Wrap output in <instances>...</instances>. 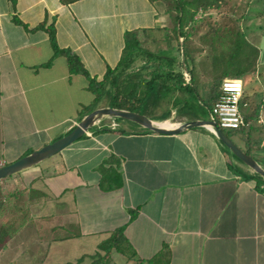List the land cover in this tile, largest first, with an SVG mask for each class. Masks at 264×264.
<instances>
[{
  "label": "crops",
  "instance_id": "obj_1",
  "mask_svg": "<svg viewBox=\"0 0 264 264\" xmlns=\"http://www.w3.org/2000/svg\"><path fill=\"white\" fill-rule=\"evenodd\" d=\"M172 13L151 0H0V167L64 136L88 114V78L98 82L117 65L125 33L142 50L172 57L188 78L179 43V62L170 45L181 42ZM50 27L56 48L75 56L88 78L70 73L64 56L53 54ZM162 42L166 48L150 50ZM148 77L140 71L136 79ZM236 79L251 140L238 133L231 141L242 151L249 144L264 170V149L254 145L264 138V68ZM162 102L169 108L155 113ZM179 108L167 96L144 117L172 128L187 122L174 117ZM52 157L9 178L36 237L19 264H89L116 229L133 255L112 250L108 264H136L162 251L166 264H264V186L209 130L161 135L102 118Z\"/></svg>",
  "mask_w": 264,
  "mask_h": 264
},
{
  "label": "trees",
  "instance_id": "obj_2",
  "mask_svg": "<svg viewBox=\"0 0 264 264\" xmlns=\"http://www.w3.org/2000/svg\"><path fill=\"white\" fill-rule=\"evenodd\" d=\"M62 2H72L76 0H61ZM151 1H163L171 5L169 10H172L174 16L172 21L176 28L178 38H181L180 53L182 55V65L185 68V72L188 75V81H184L182 72L174 67V59L164 53L151 54L139 47V43L133 33H125L123 36V48L120 59L117 65L113 69H106L103 78L100 81L89 79L86 72L82 69L77 58L64 50H58L54 43L53 30L48 28V39L53 49L54 55L64 56L68 70L70 73L80 74L88 78V90L93 95V101L91 107L88 109V113L94 110L97 105L105 100L104 106L116 110H122L132 113H137L142 116H148L154 110L156 105L165 97L172 96L175 105L180 104V108L177 110V116L184 121H194L196 119L206 120L209 113L216 103L219 94V86L222 79L229 73H224L222 76L213 79V82L209 88V97L207 100H203L199 96V88L193 77V59L189 57L185 49V40L187 35L184 32L185 23L187 19L191 20L193 14L197 11H206L211 7H217V3L220 0H151ZM172 13V14H173ZM215 26V25H213ZM217 27L210 28L208 34L210 35L211 47L215 50L216 56L225 58L229 53L227 61L231 62L229 58H233L234 53L238 55V47L231 48L230 41L238 40V37H244L241 33L235 34L231 38V34L222 30L220 35H217ZM217 41L220 43L217 44ZM227 41V42H226ZM179 50V49H178ZM213 50V51H214ZM151 57V58H148ZM235 57V56H234ZM143 60V65L133 71L131 70L136 60ZM153 62V63H151ZM226 62V61H225ZM214 63V61H212ZM144 72L149 75L148 78L141 80L136 79L138 72ZM243 74V70H238L230 73L231 78H239ZM175 94H180L177 97ZM182 98V99H181ZM196 114H200L199 117ZM118 119V118H114ZM217 126V122L214 119ZM242 127L236 130L223 132V134L231 140V137L240 133L251 140V135H248ZM69 132V131H68ZM67 132V133H68ZM66 133V134H67ZM83 137V136H82ZM260 139L257 140L254 145L259 146ZM252 144V143H251ZM250 144V145H251ZM249 144L243 150L245 154L251 157ZM230 155V154H229ZM231 156V155H230ZM234 158L233 156H231ZM237 160L236 158H234ZM254 159V158H253ZM255 160V159H254ZM238 161V160H237ZM257 162V160H255ZM239 162V161H238ZM102 171V167L100 168ZM104 172L105 176V170ZM256 181L260 182L264 186L261 178L256 174H252ZM104 190L112 189L115 186H100ZM17 192V191H16ZM19 195V192H17ZM19 197V196H18ZM133 214L130 213V218ZM3 234V233H2ZM3 242L0 237V244ZM99 252L96 253L93 260L89 264H108L110 252L113 250L116 253L131 258L133 253L129 247L128 242L123 237L122 229H116L112 231L109 237L98 245ZM166 252H160L155 257L148 261H136V264H166L165 257Z\"/></svg>",
  "mask_w": 264,
  "mask_h": 264
},
{
  "label": "rangeland",
  "instance_id": "obj_3",
  "mask_svg": "<svg viewBox=\"0 0 264 264\" xmlns=\"http://www.w3.org/2000/svg\"><path fill=\"white\" fill-rule=\"evenodd\" d=\"M165 5L167 8H171L168 3H165ZM170 16L172 18L174 13ZM185 26L187 28L184 31L187 35L185 49L188 50V55L191 54L192 59L195 56L197 59L198 57H204L203 59L199 58L201 60L195 63L193 62L192 72L199 88V96L203 100L209 95V83L212 84L213 79L222 76L224 73L230 74L238 70H243V73H246L256 70L257 66L261 71L264 68V0H220L217 7L213 6L203 12L197 11L192 15L191 20H186ZM212 27H217V35H220L222 30H226L231 34V38L240 33L244 36L238 37L235 43L234 40H231L230 45H227L231 48L233 46L234 48L238 47L239 54L234 53L235 57L231 56L233 58H229L231 62L227 61L231 53L225 58L220 56L210 57L216 56L215 50L211 47L210 35L208 34ZM170 41L173 50L177 49V43L180 40L174 38ZM219 43L217 41V44ZM157 45L154 48L153 46L150 47V50L156 52L166 48L163 42ZM141 46L144 49L147 47L145 42ZM174 52V57L179 62V52L177 50ZM209 60L214 61V63ZM145 61V59L136 60L131 70L139 69ZM105 102V100L102 101V103ZM166 108H169V106L162 102L155 113L163 112ZM172 111L174 110L172 109ZM199 115L196 114L197 117ZM174 117L177 118L176 111H174ZM222 131L228 132L227 130ZM53 158H57V156L48 159L44 164L52 162ZM11 177L5 178L8 181L5 179L0 181V237L3 239L0 244V264H19V254L22 253V248L33 246L36 238L34 229L30 222L28 223L27 208H24L26 203L20 202L19 195L14 191L15 186L9 181ZM70 231H73L72 227H70ZM38 237L40 239V235Z\"/></svg>",
  "mask_w": 264,
  "mask_h": 264
},
{
  "label": "water",
  "instance_id": "obj_4",
  "mask_svg": "<svg viewBox=\"0 0 264 264\" xmlns=\"http://www.w3.org/2000/svg\"><path fill=\"white\" fill-rule=\"evenodd\" d=\"M102 118H118L135 123L142 128L161 135H177L184 130L196 127H203L209 130L224 147V149L242 165L248 168L252 173L261 178L264 184V170L257 162L234 143L228 139L221 130H219L214 121L211 120H194L178 124L172 128H164L156 123L149 121L146 117L132 112L116 110L112 108H98L86 116H84L67 134L54 140L51 143L45 144L37 150L31 151L25 156L0 167V180L10 177L22 170L31 168L41 163L42 161L58 154L71 143L82 137Z\"/></svg>",
  "mask_w": 264,
  "mask_h": 264
},
{
  "label": "built area",
  "instance_id": "obj_5",
  "mask_svg": "<svg viewBox=\"0 0 264 264\" xmlns=\"http://www.w3.org/2000/svg\"><path fill=\"white\" fill-rule=\"evenodd\" d=\"M185 81L188 78L184 77ZM242 95V83L239 79H224L219 86V94L208 120L217 122L219 130H236L244 122L239 112V103ZM215 122V121H214ZM260 148L264 149V138L260 141Z\"/></svg>",
  "mask_w": 264,
  "mask_h": 264
},
{
  "label": "bare ground",
  "instance_id": "obj_6",
  "mask_svg": "<svg viewBox=\"0 0 264 264\" xmlns=\"http://www.w3.org/2000/svg\"><path fill=\"white\" fill-rule=\"evenodd\" d=\"M163 125H167V123L163 124Z\"/></svg>",
  "mask_w": 264,
  "mask_h": 264
}]
</instances>
